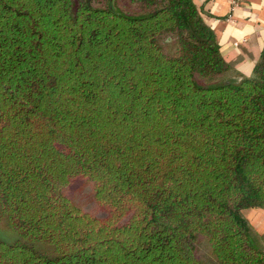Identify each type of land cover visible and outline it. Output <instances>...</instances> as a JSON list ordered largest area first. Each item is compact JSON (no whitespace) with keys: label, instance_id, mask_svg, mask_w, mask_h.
Instances as JSON below:
<instances>
[{"label":"trees","instance_id":"16d2710c","mask_svg":"<svg viewBox=\"0 0 264 264\" xmlns=\"http://www.w3.org/2000/svg\"><path fill=\"white\" fill-rule=\"evenodd\" d=\"M132 1L0 0V264H264V48L230 80L194 0Z\"/></svg>","mask_w":264,"mask_h":264},{"label":"crops","instance_id":"0c3cea01","mask_svg":"<svg viewBox=\"0 0 264 264\" xmlns=\"http://www.w3.org/2000/svg\"><path fill=\"white\" fill-rule=\"evenodd\" d=\"M216 33L224 57L231 63L226 75L241 80L253 75L264 48V0H194ZM256 245L264 249V206L243 210Z\"/></svg>","mask_w":264,"mask_h":264},{"label":"rangeland","instance_id":"374dc122","mask_svg":"<svg viewBox=\"0 0 264 264\" xmlns=\"http://www.w3.org/2000/svg\"><path fill=\"white\" fill-rule=\"evenodd\" d=\"M93 3L96 6H102L105 4V0H93ZM115 3L126 12L137 11V4L132 0H115ZM162 43L168 45L170 50L175 48L174 40L163 38ZM69 193L75 202L86 208H93V194L85 180L77 179L70 187ZM0 239L7 243H13L17 239L16 234L8 229L4 220L0 221ZM197 255L203 263L214 264L205 243L199 244Z\"/></svg>","mask_w":264,"mask_h":264}]
</instances>
